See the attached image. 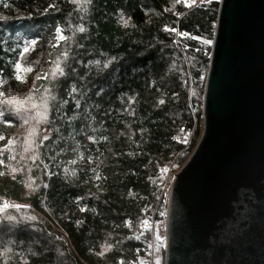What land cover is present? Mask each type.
<instances>
[{
    "label": "trees",
    "instance_id": "trees-1",
    "mask_svg": "<svg viewBox=\"0 0 264 264\" xmlns=\"http://www.w3.org/2000/svg\"><path fill=\"white\" fill-rule=\"evenodd\" d=\"M191 4L0 0V197L12 205L0 264H165L153 224L166 223L169 185L202 133L220 0ZM33 45L49 46L53 98L37 157L20 170L10 152L20 123L3 99L24 89Z\"/></svg>",
    "mask_w": 264,
    "mask_h": 264
},
{
    "label": "water",
    "instance_id": "water-1",
    "mask_svg": "<svg viewBox=\"0 0 264 264\" xmlns=\"http://www.w3.org/2000/svg\"><path fill=\"white\" fill-rule=\"evenodd\" d=\"M202 116L169 187L165 264H264V0H220Z\"/></svg>",
    "mask_w": 264,
    "mask_h": 264
},
{
    "label": "rangeland",
    "instance_id": "rangeland-1",
    "mask_svg": "<svg viewBox=\"0 0 264 264\" xmlns=\"http://www.w3.org/2000/svg\"><path fill=\"white\" fill-rule=\"evenodd\" d=\"M72 1L75 2L78 7H85L87 5V0ZM62 40L63 34L60 30H58L57 41ZM34 48L35 46L33 45L25 53L26 55L23 57L22 63L19 67V76L24 84V89L10 99H3V102L7 106L8 110H10V112L19 120L20 123L19 127L16 129L17 138L10 144V152L12 155V159L14 160L13 163L21 168L20 170H22V167L24 168L27 165L28 167H30L33 160L37 157V141L39 137H41L43 132L41 131V121H45L49 109V103L53 98L51 88L49 87V82L48 84L44 83V86L42 84V81L46 78V73L42 71H45V68L47 67L46 62L48 59V50L46 49H49V46L47 45L43 49L37 48L36 51H34ZM59 63L60 60H57L54 64H52L53 68H55V73L59 71ZM54 77H56V74H54ZM50 82L52 83L53 81ZM43 135H45V132L43 133ZM13 171H15L14 168ZM167 176H169V172L167 173ZM172 182L169 187H171ZM169 192L170 188L166 193L167 196H169ZM16 206L17 207H14V209L17 210L30 208L25 204H16ZM11 207L12 205L10 206L9 204L6 209L8 210ZM153 225V235H155V239H157V237L163 238L166 249V223L155 222V224ZM155 243L157 252L160 243H158L157 240H155ZM154 245L152 237L151 248L152 250L154 248L155 253ZM157 261L158 257L154 259L153 263L157 264Z\"/></svg>",
    "mask_w": 264,
    "mask_h": 264
},
{
    "label": "built area",
    "instance_id": "built-area-1",
    "mask_svg": "<svg viewBox=\"0 0 264 264\" xmlns=\"http://www.w3.org/2000/svg\"><path fill=\"white\" fill-rule=\"evenodd\" d=\"M202 0H189V2H191L192 4V8L197 7ZM10 201L4 198L0 197V214L4 211V209H6L5 205H9Z\"/></svg>",
    "mask_w": 264,
    "mask_h": 264
},
{
    "label": "snow or ice",
    "instance_id": "snow-or-ice-1",
    "mask_svg": "<svg viewBox=\"0 0 264 264\" xmlns=\"http://www.w3.org/2000/svg\"><path fill=\"white\" fill-rule=\"evenodd\" d=\"M190 6V5H189ZM205 43H208V44H210L211 43V41H205ZM17 67H19V66H17ZM17 78H19V77H17ZM5 207H7V205H5Z\"/></svg>",
    "mask_w": 264,
    "mask_h": 264
},
{
    "label": "bare ground",
    "instance_id": "bare-ground-1",
    "mask_svg": "<svg viewBox=\"0 0 264 264\" xmlns=\"http://www.w3.org/2000/svg\"><path fill=\"white\" fill-rule=\"evenodd\" d=\"M65 28V27H64ZM24 65V64H23ZM168 204H169V199H168Z\"/></svg>",
    "mask_w": 264,
    "mask_h": 264
}]
</instances>
